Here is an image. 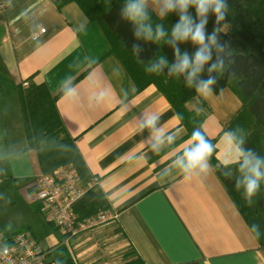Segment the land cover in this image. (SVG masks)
Returning a JSON list of instances; mask_svg holds the SVG:
<instances>
[{
  "label": "crops",
  "instance_id": "0c3cea01",
  "mask_svg": "<svg viewBox=\"0 0 264 264\" xmlns=\"http://www.w3.org/2000/svg\"><path fill=\"white\" fill-rule=\"evenodd\" d=\"M146 7L159 18L168 11L164 0H146ZM32 84L48 87L114 215L71 241L76 264L136 256L144 264H264V249L216 171L241 158L225 130L242 107L232 88L196 91L185 103L202 116L201 130L216 148L215 164L206 159L204 171L188 168L185 152L196 144L187 128L154 84L136 81L101 25L74 1L57 7L52 0H11L0 11V199L8 191L31 211L36 203L46 220L35 199L34 178L42 172L23 124L21 90ZM152 117L154 126H146ZM0 227L31 233L28 222L13 227L1 211ZM112 239L111 253L96 249Z\"/></svg>",
  "mask_w": 264,
  "mask_h": 264
},
{
  "label": "trees",
  "instance_id": "16d2710c",
  "mask_svg": "<svg viewBox=\"0 0 264 264\" xmlns=\"http://www.w3.org/2000/svg\"><path fill=\"white\" fill-rule=\"evenodd\" d=\"M57 7L74 1L84 11L89 21L101 25L111 50L134 78L142 85L154 84L176 110L181 123L193 137L198 133L212 146L207 157L215 164L216 148L214 140L207 138L201 130L202 116L189 111L185 103L192 98L202 80L215 78L211 90L219 92L225 87L232 88L242 101L240 111L225 125V130L237 141L239 148L251 152L255 158L264 161V0H226V19L216 22L215 14H207L205 31L211 35L217 33L218 42L223 50L213 46L212 60L193 77L187 79V72L171 71L177 62L175 49L187 53L193 58L198 45L191 39L180 41L172 35V30L180 22V11H167L159 18L148 7L149 19L145 24L152 28V38L135 35L136 25L122 18L121 10L125 0H52ZM187 14L199 22L196 7L190 5ZM229 23L227 31L222 27ZM163 27L164 36L155 38L156 27ZM163 58L167 63L160 65ZM223 59V67L209 71L213 63ZM155 69V70H153ZM23 124L30 148L34 149L39 171L50 174L60 166H70L78 174L82 183L90 181V175L74 138L68 133L57 111L55 99L45 84H32L21 90ZM196 144V142H194ZM244 156L240 160L216 167L219 178L224 183L228 194L240 215L264 249V178L258 182L256 193L248 198L244 179L247 168L241 170ZM264 172V164L261 165ZM79 219L90 217L109 208L100 187L95 184L72 206ZM56 227V226H55ZM57 228V227H56ZM24 229L4 230L12 236ZM46 254L53 264H76L68 246L62 241L49 247ZM119 264H144L136 256Z\"/></svg>",
  "mask_w": 264,
  "mask_h": 264
},
{
  "label": "clouds",
  "instance_id": "9594fccd",
  "mask_svg": "<svg viewBox=\"0 0 264 264\" xmlns=\"http://www.w3.org/2000/svg\"><path fill=\"white\" fill-rule=\"evenodd\" d=\"M168 11L179 9L180 22L175 25L172 30V35L176 40L184 41L191 39L199 47L195 52L193 58H190L187 53L181 54L179 48L175 49L176 63L173 65L171 71L178 73L187 72V79L191 82L192 78L203 69V66L212 60L213 46L216 49L223 50L224 45L218 42L217 33L214 31L211 35L205 31V24L207 23V14L211 10L216 16V22L219 23L226 19L227 2L226 0H164ZM190 5L196 7L197 16L200 18L199 22L192 20L187 14V9ZM122 18L136 25L135 35L141 36L143 33L146 38H152V28L150 24L144 22L149 19L146 11V0H125V5L121 10ZM164 36L163 27L157 25L155 38L159 40ZM167 62L161 58L160 65ZM223 59H218L217 63H213L209 71L216 70L223 67ZM155 70V69H153ZM215 83V78L210 77L207 80H202L197 88V91L208 96L211 94V85ZM156 121L152 117L146 121V126H154ZM231 141V137L229 138ZM159 142V137H157ZM192 140L196 142V146L191 150L185 152L187 158L188 168L199 167L201 171L206 169V159L212 152V146L207 143L198 133H194ZM238 156H244L241 170L247 168L250 175H246L244 179L246 196L251 198L258 189V182L264 178V172H261V165L264 161L255 158L251 152L245 153L238 146L236 148Z\"/></svg>",
  "mask_w": 264,
  "mask_h": 264
},
{
  "label": "built area",
  "instance_id": "2783aa9c",
  "mask_svg": "<svg viewBox=\"0 0 264 264\" xmlns=\"http://www.w3.org/2000/svg\"><path fill=\"white\" fill-rule=\"evenodd\" d=\"M11 0H0V11L9 7ZM26 84V83H24ZM35 199L47 211V219L54 223L69 246L71 241L83 233L109 223L114 215L109 210L79 219L73 211V204L91 187L97 184V177L82 183L76 171L70 166H60L53 173H40L34 178ZM104 254L112 248L98 245ZM97 248V246H96ZM0 264H53L45 250L39 248L28 230L8 236L0 227Z\"/></svg>",
  "mask_w": 264,
  "mask_h": 264
},
{
  "label": "rangeland",
  "instance_id": "374dc122",
  "mask_svg": "<svg viewBox=\"0 0 264 264\" xmlns=\"http://www.w3.org/2000/svg\"><path fill=\"white\" fill-rule=\"evenodd\" d=\"M229 26V23L225 24L222 27V30H229ZM8 193L9 192L7 191V196L9 197H7L5 201L3 199L4 197L0 199V211L9 221H12L13 227H20L23 222H28L31 226V236L36 241L37 246L42 250H47L49 247L64 240L59 229L53 225L54 223L52 224L46 220L44 214L40 211V205H37L36 203L33 204L31 206L33 210L31 211L25 206V202H19V198H17L16 194L13 196ZM35 209L39 210V212L36 213ZM108 243L105 242L102 244L110 247L109 245L115 243V239H112V241H109ZM96 249H99V247L97 246Z\"/></svg>",
  "mask_w": 264,
  "mask_h": 264
},
{
  "label": "water",
  "instance_id": "95a60500",
  "mask_svg": "<svg viewBox=\"0 0 264 264\" xmlns=\"http://www.w3.org/2000/svg\"><path fill=\"white\" fill-rule=\"evenodd\" d=\"M263 51H264V49H263Z\"/></svg>",
  "mask_w": 264,
  "mask_h": 264
}]
</instances>
